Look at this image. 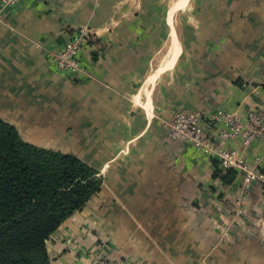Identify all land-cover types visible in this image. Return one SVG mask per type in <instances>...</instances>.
<instances>
[{
    "label": "crops",
    "instance_id": "1",
    "mask_svg": "<svg viewBox=\"0 0 264 264\" xmlns=\"http://www.w3.org/2000/svg\"><path fill=\"white\" fill-rule=\"evenodd\" d=\"M151 1L25 0L1 11L0 118L103 179L47 240L51 263L264 264V178L244 192L235 169L224 183L217 157L171 140L165 125L183 107L223 108L243 120L259 109L264 119V0H196L203 10L189 25L190 56L177 46L147 91L171 32V5L161 39ZM82 27L94 37L80 53L84 70L61 71L54 54ZM208 130L264 174V136L246 148Z\"/></svg>",
    "mask_w": 264,
    "mask_h": 264
},
{
    "label": "trees",
    "instance_id": "2",
    "mask_svg": "<svg viewBox=\"0 0 264 264\" xmlns=\"http://www.w3.org/2000/svg\"><path fill=\"white\" fill-rule=\"evenodd\" d=\"M215 166L224 183L234 181L235 169ZM102 184L77 155L29 143L0 118V264H52L47 240Z\"/></svg>",
    "mask_w": 264,
    "mask_h": 264
},
{
    "label": "built area",
    "instance_id": "3",
    "mask_svg": "<svg viewBox=\"0 0 264 264\" xmlns=\"http://www.w3.org/2000/svg\"><path fill=\"white\" fill-rule=\"evenodd\" d=\"M25 0H1L0 20L2 10L20 7ZM94 39L90 30L82 27L66 45L54 54L58 68L66 73H77L84 70L80 53L83 47ZM216 127L217 135L223 140L241 139L244 147H249L255 140L264 136L263 113L259 109L252 110L243 120L239 113L216 109L209 117ZM203 117L199 112L178 111L167 122L168 136L173 141H184L196 150L219 159L223 168L237 169L243 174L245 192L255 180L264 178L256 167L249 164L242 154L232 149L221 147L217 141L208 136L202 125ZM97 264H128L126 259L102 257Z\"/></svg>",
    "mask_w": 264,
    "mask_h": 264
},
{
    "label": "rangeland",
    "instance_id": "4",
    "mask_svg": "<svg viewBox=\"0 0 264 264\" xmlns=\"http://www.w3.org/2000/svg\"><path fill=\"white\" fill-rule=\"evenodd\" d=\"M177 0H153L151 2H153V6L155 8L156 11H159L160 14L159 16L155 17V22H156V30L159 34V37L162 39V24L166 25V21H164V16L163 13H165V10L168 6H170L173 2H175ZM196 0H186L185 3L181 4L179 6V8L176 10L175 14H174V24H175V28H176V33H177V38H176V42H175V48L172 54V58H171V62L169 63V67H171V65H173L175 59H176V55H177V46L179 49V55H182L183 58H185V56H190V48L188 49L186 47L188 40H190L192 38V34L189 32V25H195V23L197 24L198 19H201L200 14H198L197 12V5H196ZM202 6L204 7V4H202ZM203 9L199 8V11H201ZM170 20H171V16H170ZM171 26H172V22H170ZM156 37H157V33H155ZM167 47L164 45L163 48L160 49V51L156 54V61L158 60V58L162 57L163 54L166 52ZM192 57V56H191ZM178 111H186V112H199L201 114V116L203 117V121H202V125H204L205 130L204 132L210 136L212 133L210 130H208V128L210 129V127H214V125L211 123V121H209V116L215 111L212 112H205V111H201V110H195V109H190V108H180L174 111L173 116L176 112ZM207 129V130H206ZM211 137V136H210ZM215 136L212 135V139L215 140V138H213ZM216 141V140H215ZM81 153V152H79Z\"/></svg>",
    "mask_w": 264,
    "mask_h": 264
},
{
    "label": "bare ground",
    "instance_id": "5",
    "mask_svg": "<svg viewBox=\"0 0 264 264\" xmlns=\"http://www.w3.org/2000/svg\"><path fill=\"white\" fill-rule=\"evenodd\" d=\"M185 2H186V0H177V1L173 2L170 6L169 13L171 15L172 26H171V32H170L169 48H168L167 53L164 56L162 64L159 65V67H156L154 70L151 71V74L149 76L148 86L146 88L147 91H150V88L152 87L154 81H156V78L160 75V73L164 69H167L169 67V63L171 62V58H172V54H173V51L175 48V42H176V38H177L176 28H175V24H174V14H175L176 10L179 8V6Z\"/></svg>",
    "mask_w": 264,
    "mask_h": 264
}]
</instances>
